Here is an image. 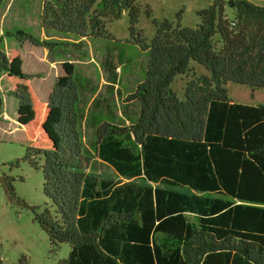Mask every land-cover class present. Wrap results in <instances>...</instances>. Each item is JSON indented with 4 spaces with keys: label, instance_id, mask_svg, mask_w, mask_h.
Wrapping results in <instances>:
<instances>
[{
    "label": "trees",
    "instance_id": "obj_1",
    "mask_svg": "<svg viewBox=\"0 0 264 264\" xmlns=\"http://www.w3.org/2000/svg\"><path fill=\"white\" fill-rule=\"evenodd\" d=\"M124 13L131 39L121 43L109 25ZM140 14L136 0H42V38L7 33L44 48L51 62L83 60L105 45L103 87L76 73L60 78L43 123L50 147L25 155L42 170L50 204L29 206L4 175L7 196L33 211L55 251L71 246L61 264H264V104L236 103L227 89L264 88V5L214 0L197 28L155 21L150 43ZM125 46L147 61L122 99ZM193 62L210 75L197 76ZM7 73L27 79L0 40V77ZM180 75L190 77L184 99L172 89ZM13 96L24 123L31 93L18 84ZM106 165L130 181L105 174Z\"/></svg>",
    "mask_w": 264,
    "mask_h": 264
},
{
    "label": "rangeland",
    "instance_id": "obj_2",
    "mask_svg": "<svg viewBox=\"0 0 264 264\" xmlns=\"http://www.w3.org/2000/svg\"><path fill=\"white\" fill-rule=\"evenodd\" d=\"M141 8L137 28L150 43L157 32L155 21H169L181 27L197 28L201 23L199 12L212 6L214 0H136ZM264 4V0H252ZM42 0H6L0 7V40L7 55L23 61L26 80H19L10 74L0 77V90L4 100V109L0 114V255L3 264H61L71 251L69 244H62L54 250L48 234L40 227L30 208L17 201L9 200L1 178L4 175L15 178L17 197L29 206L44 207L50 204L43 193L44 178L41 169L33 167L25 160L31 147L48 148L50 141L43 131V123L48 112V99L54 85L60 78L77 74L83 80L90 79L102 88L105 77L100 66L104 52V43L93 45L89 57L83 60H61L51 62L47 51L30 43L21 44L7 36L14 29H23L43 37L40 29V8ZM230 14V10L228 9ZM109 32L121 43L131 39L130 22L127 13L109 25ZM107 44L113 45L114 43ZM126 58H129L121 78L122 99L127 90L134 88L142 78L141 66L147 61V55L141 54L136 47L125 46ZM125 58V59H126ZM192 68L197 76H209V71L193 62ZM120 69H118L119 71ZM120 72V71H119ZM190 77L178 76L172 89L184 99L185 88ZM18 84L24 85L31 93L34 113L24 123L20 122L19 107L13 91ZM230 98L240 104L258 106L264 104V88L252 89L248 85L229 82ZM119 105L122 104L121 99ZM20 161L16 165V161ZM102 171L123 182L130 181L120 177L110 166Z\"/></svg>",
    "mask_w": 264,
    "mask_h": 264
},
{
    "label": "water",
    "instance_id": "obj_3",
    "mask_svg": "<svg viewBox=\"0 0 264 264\" xmlns=\"http://www.w3.org/2000/svg\"><path fill=\"white\" fill-rule=\"evenodd\" d=\"M43 131H44V133H45V135H46V137L48 138V136H47V134H46V132H45V130L43 129ZM48 140H49V138H48ZM50 141V140H49Z\"/></svg>",
    "mask_w": 264,
    "mask_h": 264
},
{
    "label": "crops",
    "instance_id": "obj_4",
    "mask_svg": "<svg viewBox=\"0 0 264 264\" xmlns=\"http://www.w3.org/2000/svg\"><path fill=\"white\" fill-rule=\"evenodd\" d=\"M252 1V0H251ZM258 5H264V4H258ZM24 70V69H23ZM25 72V71H24Z\"/></svg>",
    "mask_w": 264,
    "mask_h": 264
}]
</instances>
